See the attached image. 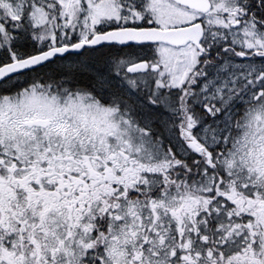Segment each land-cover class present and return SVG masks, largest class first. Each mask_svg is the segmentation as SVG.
Segmentation results:
<instances>
[{"label": "flooded vegetation", "instance_id": "1", "mask_svg": "<svg viewBox=\"0 0 264 264\" xmlns=\"http://www.w3.org/2000/svg\"><path fill=\"white\" fill-rule=\"evenodd\" d=\"M210 1L211 8L205 11L172 1L184 10L177 27L198 25L203 30L200 46L185 45L195 48L194 53L176 57L182 58L185 73L181 88L161 82L158 74L166 66V59L156 53L123 55L119 52L124 46L102 44L117 49L106 56L115 91V95L107 94L106 105L126 121L136 122L149 117L143 112L131 117L129 100L137 109L147 105L148 111L156 114L153 123L169 124L170 134L186 131L187 147L177 152L187 161L173 168L176 177L172 191H167L169 185L156 183L151 175L148 190L137 192L135 163L121 149L104 155L95 144L92 152L85 154L84 141L92 144L96 138L81 136L77 112L45 110V105L36 114L13 111L0 120V241L3 239L4 248L10 247L12 215L49 214L56 224L75 211L122 206L121 217L124 208L134 206L140 224L137 229L118 233L127 238L124 264L246 263L240 256L264 240V0L241 1V14L231 25H245L242 44L235 43L231 31L210 28L215 0ZM114 3L118 9L128 10L144 5L145 0ZM130 17L107 30L160 26L152 15L142 20L136 15ZM74 55H60L36 68L40 71L38 85L47 92L44 97L70 99L84 94L94 102L99 93L95 88L79 91L70 80L44 77L46 68L56 69L59 61L72 66ZM126 56H132V62L122 70L120 61ZM137 65L144 71L128 69ZM32 71L12 75L5 82H24ZM126 73L130 77L151 75L152 85L139 90V98L128 100L123 89ZM223 83L226 86L219 93L217 89ZM179 118L185 126L179 125ZM36 119L47 125L31 126ZM69 119L73 120L71 124ZM212 132L220 138L216 144L212 143ZM7 140L10 144L4 145ZM234 149L236 161L231 158ZM25 221L21 223L24 226ZM105 221L99 225L115 228L114 220ZM73 225L74 235L81 237L83 223ZM52 236L54 241L65 240L62 249L71 247L72 239ZM105 251L100 247L87 260L90 264H110L108 257L98 262ZM59 254L70 261L75 255L69 256L68 251Z\"/></svg>", "mask_w": 264, "mask_h": 264}, {"label": "rangeland", "instance_id": "2", "mask_svg": "<svg viewBox=\"0 0 264 264\" xmlns=\"http://www.w3.org/2000/svg\"><path fill=\"white\" fill-rule=\"evenodd\" d=\"M241 1L215 0L211 14L210 28L213 30L224 28L231 31L236 44L243 43L244 32L242 29L245 25L239 24L237 27H232L231 24L236 22L234 18L241 14L239 7ZM116 6L114 0H0V51L6 50L9 53L14 35L11 28H17V24L20 25L23 19L28 25L29 35L34 36L38 47L49 48L56 47V45H68L73 39L76 41L88 40L102 27L131 20V14L139 16L140 20L147 15L149 17L152 15L157 24L164 28L177 26L180 24L179 16L183 14L181 11H184L182 7L176 6L171 0H145L144 5L139 4L138 8H128L129 11L118 9ZM194 49L191 46L176 48L160 43L140 49V53L152 51L158 57L166 59V66H162L163 69L158 74L161 82L171 83L172 86L181 88L185 73L182 67V58L176 57L183 54L191 55L194 53ZM12 58L15 56L12 55ZM132 58V56H126L121 59L122 70L132 62ZM150 78L151 75L130 77L126 73L123 77V89L126 90L127 99L131 96L139 98V92L152 85ZM22 84L23 82L15 81L8 85L11 88L13 85ZM3 85H7V83H3ZM35 85L32 88L14 91L12 94H1L0 120L5 117V114L13 113V111H22L20 113L22 115L36 114L44 109L59 108L66 109L69 114L77 112L76 116L80 120L83 131L81 136L96 138L92 144L84 141L85 154L91 153L95 144L96 147L99 146L100 153L104 155L121 149L135 163L137 192L148 190L147 179L151 175L156 183L160 181L164 185L167 184L170 187L167 191H172V186L175 185L173 177H176L173 168L176 163L187 161L183 154L179 155L177 152L183 151L182 146L185 149L187 147L185 129L182 133L170 134L169 124L165 122L156 125L150 118H144V122L130 119L126 121L119 112H115L104 102L105 98H109L105 89L96 93L97 97H94V102H91L84 94L70 99L56 96L44 97V93L47 92H42L41 87L38 84ZM225 86V83L219 86L217 89L219 93ZM130 101L128 107L131 109L128 112L131 117H138L146 108L150 107L144 105L145 109H137V106L132 105ZM43 105H45L44 109ZM164 107L169 109L167 105ZM147 115L149 116V114ZM69 120V124H71L73 120ZM179 125L185 126V122L181 121ZM6 129L7 127H5ZM156 129L160 133L162 132L166 138L155 135L154 130L157 131ZM248 133L251 132L248 131ZM211 134L212 143H218L220 138L213 132ZM9 144V140L4 142V145ZM236 153L237 150L234 149L231 156L233 161L237 160ZM137 168L139 170H136ZM122 209L120 206L75 211L73 215L68 214L64 221L58 220L56 224L49 214H41L38 217L33 214L12 215L11 220H14V223L10 224V247L4 248L3 239L0 241V264H90L87 260L88 255L93 254L100 247H105L107 252H103V256L106 258L102 257L98 261L99 263L107 260L108 257L110 264H124L127 238L121 237L118 233L137 229L140 224V215L137 213V209L132 206L124 208L125 213L120 217L119 212ZM24 219L26 226L21 224ZM104 220H106L105 222L114 220L115 228L111 227V224H107L106 228L100 226L99 222L103 223ZM75 222L83 223L81 237L74 235L73 223ZM55 234L61 239H72L71 247L67 250L62 249L65 240L56 239L54 241L52 235ZM65 251H68L69 256L71 253L75 254L74 259L70 261L60 256L59 252L64 253ZM240 257L245 260L244 264H264V240Z\"/></svg>", "mask_w": 264, "mask_h": 264}, {"label": "trees", "instance_id": "3", "mask_svg": "<svg viewBox=\"0 0 264 264\" xmlns=\"http://www.w3.org/2000/svg\"><path fill=\"white\" fill-rule=\"evenodd\" d=\"M28 25L25 23V19L22 20V23L17 24L16 27H12L11 31L13 35V43L10 48V51L3 50L0 51V66L4 64H8L11 62L12 55L17 58L32 56L38 52H40L44 48H39L37 41H35L34 36L29 35ZM76 42V39H74ZM140 49H145V46L142 45H129L125 46L119 54H137L140 53ZM129 51V52H126ZM117 52L115 47H106L102 46L100 48H95L91 50H84L80 54H75L73 56L74 62L73 65H68L59 61L60 65H57V68L54 69L52 66L47 67L45 72V78H58L62 77V79L70 80L79 88L78 90H85L84 88H95L96 90L102 92L104 89L108 91L107 94H114L115 91L110 84L111 79V70H110V61L106 58L108 55H113ZM88 53H90L88 55ZM58 61V60H57ZM42 71V70H41ZM36 68L29 75H26L25 81L22 85H13L11 88L9 85L0 84V95L1 94H10L12 90H19L21 87L29 86L35 84L39 80V74ZM64 74V76H62ZM61 79V78H60ZM58 79V80H60ZM61 79V80H62ZM60 80V81H61ZM6 83V82H5ZM115 95V94H114ZM142 105V103H140ZM144 106V105H143ZM145 109V107H144ZM143 112L145 114H149L148 116L152 120H156V114L151 111H148L146 108ZM162 138L165 135H161ZM166 138V137H165Z\"/></svg>", "mask_w": 264, "mask_h": 264}, {"label": "water", "instance_id": "4", "mask_svg": "<svg viewBox=\"0 0 264 264\" xmlns=\"http://www.w3.org/2000/svg\"><path fill=\"white\" fill-rule=\"evenodd\" d=\"M178 4H182L189 8H195L201 11L207 10L210 7L208 0H173ZM203 30L201 26L193 25L182 28H170V30H164L161 28H147V29H117L102 34L93 36L90 41H79V43L56 47L46 50L44 53L36 54L34 56L24 58L22 60L13 61L9 64L2 65L0 67V81L12 76L13 74L23 72V70H30L36 66L44 64L46 61L51 60L58 55L68 54L69 52L79 53L86 47H93L102 45V43H119L125 45L127 43H159L165 42L172 44L176 47H182L188 42H192L200 46ZM132 72H138V70H144L137 66H130L128 68ZM37 124L45 125L42 120L37 119Z\"/></svg>", "mask_w": 264, "mask_h": 264}, {"label": "bare ground", "instance_id": "5", "mask_svg": "<svg viewBox=\"0 0 264 264\" xmlns=\"http://www.w3.org/2000/svg\"><path fill=\"white\" fill-rule=\"evenodd\" d=\"M130 98H132V96L130 97ZM161 128L159 127V130H160ZM157 131H159L158 129H156ZM173 150H174V146H173Z\"/></svg>", "mask_w": 264, "mask_h": 264}]
</instances>
